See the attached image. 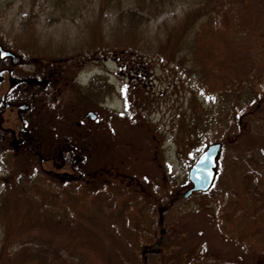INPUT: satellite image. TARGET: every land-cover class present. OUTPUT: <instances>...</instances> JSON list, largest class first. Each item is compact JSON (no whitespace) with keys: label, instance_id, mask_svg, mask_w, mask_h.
<instances>
[{"label":"rangeland","instance_id":"1","mask_svg":"<svg viewBox=\"0 0 264 264\" xmlns=\"http://www.w3.org/2000/svg\"><path fill=\"white\" fill-rule=\"evenodd\" d=\"M52 1L0 0V45L16 57L0 84V155L13 148L10 163L0 162V238L25 209L19 232L40 220L45 235L77 236L103 264H264L249 227L242 242L219 230L243 226L232 220L243 194L229 191L236 164L254 208L264 203L256 193L258 185L264 191V62L247 49L233 60L231 80L207 89L186 72L187 58L169 60L174 20L197 8L193 0H175L172 11L137 27L116 15L125 7L119 0L113 9L71 0L80 7L64 16L51 12ZM261 33L264 22L255 31L264 47ZM217 141L227 152L214 184L184 198L190 164ZM33 170L51 182L41 187L50 189L43 205L58 207L50 217L15 185ZM61 197L77 207L62 213ZM136 223L154 242L163 228L157 254L134 235Z\"/></svg>","mask_w":264,"mask_h":264},{"label":"trees","instance_id":"2","mask_svg":"<svg viewBox=\"0 0 264 264\" xmlns=\"http://www.w3.org/2000/svg\"><path fill=\"white\" fill-rule=\"evenodd\" d=\"M104 1L106 7H111L112 9L120 7L116 0ZM220 1L193 0L191 3L196 5L197 8L187 11L177 22L174 20L172 26L174 31H170L171 33H175L176 37L171 46L172 50L169 53L171 56L169 60L172 59L173 63L175 54H178L181 58H187L188 69L186 72L196 79L197 82L204 84L207 89L220 85V79L222 80L225 76L231 80V77L237 71L236 64L233 60H235L237 54L244 55L248 53L247 49L249 51L252 49L257 54V61L264 62V47L258 43V37L255 34L259 22H264V0ZM51 3L52 11H50L57 13L60 10L63 16L75 12L80 7L79 4L75 5L76 3L71 0H53ZM119 3L124 4L125 7L118 9L116 15L118 14V16L125 18L126 22L132 27L141 26L148 21L150 22L167 10L172 11L175 7V0H119ZM255 5L257 7L253 9ZM173 18L176 19L175 15ZM168 22V19H163L161 23L167 25ZM260 35L264 37V33ZM8 61L9 59L0 60V68H6V66L13 68L15 66L13 61ZM255 64H257L256 61ZM137 71L140 70L137 69ZM211 82H214V85H211ZM254 108H256V105ZM246 112L242 111L240 115L245 116L247 114ZM2 151L3 154L0 155V162L3 165H8L13 148L5 146ZM226 152L227 150L224 148L220 152L219 162L221 167ZM229 152L235 153L234 150H229ZM242 169L243 166L240 163L232 167L231 171L233 175L229 179L231 181L229 191L241 190L247 196V198H243L244 195L241 194L242 201H237L234 206L239 210L236 214L233 212L235 215L232 214L234 215V219L232 220L237 221L234 223V229L239 226V222L243 226L238 230L237 234L231 232L227 226H224V223L222 224V228L228 232L221 228L219 230L223 234H231L230 237L233 240L242 242L241 239L247 238L248 234V232L245 233L244 231L248 230L249 227L251 229V235L258 239L255 238L252 249L251 247H248V249L253 250L252 252H257L258 250L261 252V250H264V203H260L259 201V205L254 208L257 199H252L248 190L245 188H243L245 191L242 190L243 183L238 176ZM18 178L20 183L17 182L15 185L18 186L20 184L22 187L21 194H24L23 196L37 203V211L47 213L49 210L50 212L47 213L46 217H50L58 212V207L55 205L50 206L49 203L47 206L43 205L45 199L48 197L46 193L50 189L46 187L41 188L42 181L51 184L50 180L43 178L42 174L37 170H33L29 175L18 176L16 181H18ZM261 188L262 186L258 185L256 193L264 192ZM2 192L4 191H0V197ZM238 199L240 200L241 198ZM60 202L61 207H65L60 209L62 213L67 212L73 206L74 208L77 207L75 203L65 201L62 197ZM138 204L139 202H134L132 205L136 207ZM174 204L163 209L162 213L169 214L172 208H174ZM4 206V201L0 199V213L3 216L5 212ZM80 206L83 207L84 205L82 204ZM250 208H252L251 212L249 211ZM26 217L25 209L22 212L20 211L15 223L12 222L11 227L5 231L4 237L0 238V264H103L98 254L80 245L79 237L45 235L40 227V220H27L28 230L19 232L18 229L22 226L21 222H25L24 219ZM132 227L134 235L139 240H143L150 245V249L148 250L151 251L147 253L157 254L154 242L155 237L149 238L148 233L141 232L137 223L132 225ZM156 239L164 241L160 234ZM260 242L262 243L260 244ZM144 262L145 264L150 263L148 259ZM207 264L231 263L212 260Z\"/></svg>","mask_w":264,"mask_h":264},{"label":"water","instance_id":"3","mask_svg":"<svg viewBox=\"0 0 264 264\" xmlns=\"http://www.w3.org/2000/svg\"><path fill=\"white\" fill-rule=\"evenodd\" d=\"M6 56H10L13 59L15 58L11 51L4 49L0 45V58ZM220 149L221 143L214 142L208 144L198 154L194 162L188 168L187 178L190 186L183 192V197H188L196 191H206L211 187L216 176V167ZM161 234H163V230H161ZM158 244L159 241L156 242V245Z\"/></svg>","mask_w":264,"mask_h":264},{"label":"flooded vegetation","instance_id":"4","mask_svg":"<svg viewBox=\"0 0 264 264\" xmlns=\"http://www.w3.org/2000/svg\"><path fill=\"white\" fill-rule=\"evenodd\" d=\"M1 69H3V71L0 73V77L2 78V81L3 80H5V74L7 73V68H5V67H3V68H1ZM0 69V70H1ZM1 100L3 101L4 100V96L2 95L1 96ZM6 106H8V104L6 103Z\"/></svg>","mask_w":264,"mask_h":264}]
</instances>
